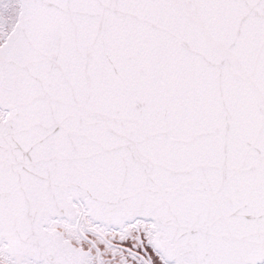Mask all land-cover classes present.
Masks as SVG:
<instances>
[{
	"label": "snow or ice",
	"instance_id": "1",
	"mask_svg": "<svg viewBox=\"0 0 264 264\" xmlns=\"http://www.w3.org/2000/svg\"><path fill=\"white\" fill-rule=\"evenodd\" d=\"M0 264H264V0H0Z\"/></svg>",
	"mask_w": 264,
	"mask_h": 264
}]
</instances>
